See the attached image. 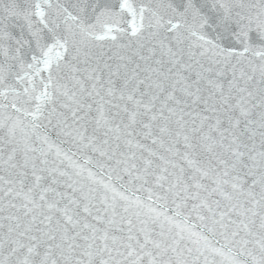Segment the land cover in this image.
I'll list each match as a JSON object with an SVG mask.
<instances>
[{"label": "snow or ice", "instance_id": "6c2138e0", "mask_svg": "<svg viewBox=\"0 0 264 264\" xmlns=\"http://www.w3.org/2000/svg\"><path fill=\"white\" fill-rule=\"evenodd\" d=\"M0 264H264V0H0Z\"/></svg>", "mask_w": 264, "mask_h": 264}]
</instances>
